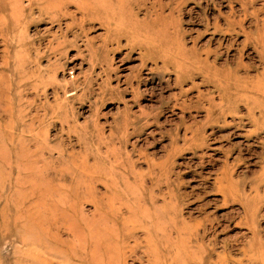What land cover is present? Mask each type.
<instances>
[{"label": "rangeland", "instance_id": "rangeland-1", "mask_svg": "<svg viewBox=\"0 0 264 264\" xmlns=\"http://www.w3.org/2000/svg\"><path fill=\"white\" fill-rule=\"evenodd\" d=\"M63 1L54 21L7 8L18 71L0 35V264H86L88 246L106 259L135 239L157 264H264V101L232 86L221 116L191 55L264 84V0L132 1L135 22Z\"/></svg>", "mask_w": 264, "mask_h": 264}, {"label": "bare ground", "instance_id": "bare-ground-1", "mask_svg": "<svg viewBox=\"0 0 264 264\" xmlns=\"http://www.w3.org/2000/svg\"><path fill=\"white\" fill-rule=\"evenodd\" d=\"M18 1L19 0H15V3H13L12 1L9 2L8 0H0V35H1V38L4 40L6 49H7V46H12V50L14 52V53H12L11 51H8V50L5 49V60H4L3 65H2V68L4 70L5 69L6 70H10V69H12L11 67H13L15 71H18V69H21V65H23V63L20 61L21 60V56H19L17 54V51L15 49V45H16V47H20L21 46V39H18L17 37H15L13 35L14 34V29L13 28H10L7 25L8 22H10L11 17H12V12L10 10H7V8L9 6H13L17 10L18 9H21L26 14V16H29L30 15L32 17L33 10H34V5H37L41 9L40 10L41 13L44 14V15L50 16V19L53 20V21L57 17L59 18L60 15L65 14V12L63 13V8H62V6H64V1L63 0H34L33 2L31 1L29 3V5L26 6V7H23L22 4L20 5ZM125 1L128 2V5H125V3H124ZM132 1L134 3H136L138 0H124V1L123 0H80V1H77V5H78L77 10H84L86 7L92 6L90 4L93 3V2L94 3L97 2L99 4L98 7H100V8H103L102 6L105 5L104 2L105 3H107V2L112 3L113 2V3H115V5H116V7L118 9V12L122 14V18H124L126 20H128L127 18H130L129 20H132V21L135 22V21H138V17L134 13L131 12L132 5H133V4H131V3H133ZM155 2H156V0H155ZM136 5H138V4L136 3ZM162 5H163V3H162ZM142 9L143 8H141V10ZM155 11H156V9H155ZM137 12H139V11H137ZM160 13H158L157 15H155L154 18H152L151 16H149L148 20L145 19V20H147L146 21V24H148V26H149L148 28H151L152 30H155V28L159 24L160 25L163 24L162 22H164L163 20L166 17H164ZM165 26H164L163 29H161V31L159 30L160 32H156V40H158L161 44H164L166 46H169V43H170V40H171L170 39V36L171 35L169 36L170 30L168 31V29H166ZM108 27H109V25H108ZM220 31H221V29H220ZM64 35L65 34H62L61 36L63 37ZM54 38H55L54 40H57L56 36H54ZM22 39L24 40V38H22ZM130 40H132V39L130 38ZM107 41L108 40L104 41V46L107 45V43H108ZM50 44H52V42H50ZM176 50H177L176 52L179 54L180 57H182V59L183 58H187V55L186 54H188L189 51H190V50L188 51V50L184 49L183 47H180L179 49H176ZM93 51H94L93 48L90 47L89 48V54H90L91 57H92ZM204 53H205V51H204ZM201 54H202V52H201ZM191 55H192V59H193L192 64L197 68L196 71H198L199 73L204 74L208 78V80L210 82L214 83V85L216 86V88L218 89V91L220 93H222L224 105H222V108L219 109V111L221 113L220 114L221 116L223 114H227L229 112L232 113L234 111V108L233 107L228 106V104H229L228 103L229 102L228 99L229 98L227 97V94L230 93V89L232 88V86L234 87L233 90H235V87L238 88L240 86H254L255 89H257L260 92V94L262 96V99L264 101V84H263V82L260 81V79H259V81L256 84L250 85L247 80L238 77L235 74V72H233V71H231V72H224L222 70H219V69L215 68V66L210 65L209 64L210 62H208L209 61L208 59L202 60L200 58V56H199V52H196L195 51ZM213 55H215V54H213ZM262 55H263V60H264V54H262ZM189 58H191V57L189 56ZM165 62H166V65H173L176 68V70L180 69V67H181L179 65V63L175 62L174 57H170L169 56L165 60ZM107 70L112 71V72L113 71H116V69H113L111 63L108 65V69ZM263 79H264V74L261 77V80L262 81H263ZM250 80H251V78H250ZM37 88L39 89L40 86H37ZM242 99H243V97H242ZM229 107H230V109L232 111L229 110ZM95 125H96V123H95ZM95 128H96V126H95ZM222 191H224V190H222ZM225 199H226V197H225ZM248 215H249V212H248ZM195 230H197V229H195ZM132 238L135 239L134 236ZM77 242L80 245H83V243L79 242L78 240H77ZM149 247H150V243L148 241H146V244H145L143 241H141L139 239H135L133 245H128L127 243L124 244L123 248L119 252H117V253H115V252H109L107 254V256H106V259H105L104 257H101L99 255V251H98V249H96V246H93L92 248H89V246H88L87 247V250L85 251L86 252V254H85L86 256L84 258V261L85 262H88L89 261L86 264H129L127 259L134 257L135 261H137L138 264H144V259L145 258L148 259V263L147 264H157L156 263V260H155V257H154V253L151 251V249H149ZM191 257L195 258L196 256L193 255V254H191L190 258ZM171 259H172V262L169 263V264H181L180 261H179V256L171 257ZM198 264H201V263H198ZM217 264H218V262H217Z\"/></svg>", "mask_w": 264, "mask_h": 264}]
</instances>
